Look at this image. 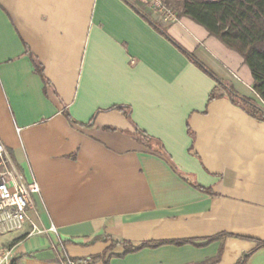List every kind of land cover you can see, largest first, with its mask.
I'll return each instance as SVG.
<instances>
[{"label": "crops", "instance_id": "crops-1", "mask_svg": "<svg viewBox=\"0 0 264 264\" xmlns=\"http://www.w3.org/2000/svg\"><path fill=\"white\" fill-rule=\"evenodd\" d=\"M127 1L0 0V142L38 183L41 224L57 229L0 235V246L15 245L16 264H61L62 250L103 264L112 240L200 243L223 234L123 257L116 244L108 264H236L246 254L245 264H264V246L254 249L264 241V121L226 95L207 102L215 81L136 9L253 97L249 68L189 18L163 23Z\"/></svg>", "mask_w": 264, "mask_h": 264}, {"label": "trees", "instance_id": "trees-1", "mask_svg": "<svg viewBox=\"0 0 264 264\" xmlns=\"http://www.w3.org/2000/svg\"><path fill=\"white\" fill-rule=\"evenodd\" d=\"M128 2L127 0H125ZM165 4L171 8L177 18L186 17L202 26L209 35L217 38L227 48L237 52L243 59L245 65L249 68L252 76L253 97H247L238 93L233 86L219 78L216 74L210 71L205 65L200 63L195 57L185 51L166 33L165 26L155 20H152L141 11H136L141 15L147 23L163 36L167 37L175 44L197 67L209 75L215 81V87L210 91L207 102L215 98L226 95L231 103L239 107L252 118L264 121V0H163ZM129 3V2H128ZM111 109L123 111L126 116H129V109L126 106L116 105ZM128 109V111H127ZM68 119L75 122L68 112H65ZM84 126V125H83ZM106 129L114 131L115 129L107 127ZM134 137L143 143L147 148L155 149L161 152L160 143L146 135L140 130H135ZM195 187L205 190L213 194L210 188H202L197 184ZM223 234L206 237L202 242L196 243L194 239H177L163 241H143L134 245L128 241H111V244L101 254L100 259L103 264H108V259L113 255L110 253L116 245L123 246V252L117 254L118 257H123L126 254L137 252L143 248H152L163 244L181 245L190 243L193 245H205ZM22 237H18L15 242L20 241ZM12 246V243L7 245ZM264 246V241H257L255 248L258 249ZM247 254L244 255L236 264H245ZM213 261H216L214 259ZM211 261V262H213ZM10 264H16V260L10 261Z\"/></svg>", "mask_w": 264, "mask_h": 264}, {"label": "built area", "instance_id": "built-area-1", "mask_svg": "<svg viewBox=\"0 0 264 264\" xmlns=\"http://www.w3.org/2000/svg\"><path fill=\"white\" fill-rule=\"evenodd\" d=\"M163 23L178 20L176 13L163 0H144ZM35 179L27 181L14 166L5 146L0 142V235L24 233L25 237L57 233L54 225L48 228L40 222L34 206L35 195H39ZM62 246L61 241L59 244ZM63 248V246H62ZM15 245L0 246V264H10ZM61 264H91L90 258H70L64 250L60 254Z\"/></svg>", "mask_w": 264, "mask_h": 264}, {"label": "rangeland", "instance_id": "rangeland-1", "mask_svg": "<svg viewBox=\"0 0 264 264\" xmlns=\"http://www.w3.org/2000/svg\"><path fill=\"white\" fill-rule=\"evenodd\" d=\"M135 1L141 3V4L144 5V6L147 5L146 2H145L144 0H135ZM147 6H148V5H147ZM4 246H6V245H4Z\"/></svg>", "mask_w": 264, "mask_h": 264}]
</instances>
